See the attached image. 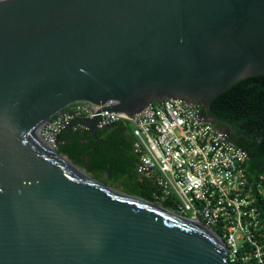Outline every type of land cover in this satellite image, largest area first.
<instances>
[{
	"label": "water",
	"instance_id": "95a60500",
	"mask_svg": "<svg viewBox=\"0 0 264 264\" xmlns=\"http://www.w3.org/2000/svg\"><path fill=\"white\" fill-rule=\"evenodd\" d=\"M256 75L264 0H0V264H230L201 221L97 180L39 128L77 101L131 117L165 98L230 124L212 99Z\"/></svg>",
	"mask_w": 264,
	"mask_h": 264
},
{
	"label": "built area",
	"instance_id": "2783aa9c",
	"mask_svg": "<svg viewBox=\"0 0 264 264\" xmlns=\"http://www.w3.org/2000/svg\"><path fill=\"white\" fill-rule=\"evenodd\" d=\"M100 108L85 101L70 103L41 125L39 135L57 149L63 129H85L83 119L97 113L98 128L128 124L135 172L156 188L153 202L162 206L169 201L166 209L212 230L216 227L221 235L213 231L224 241L230 264L251 259L264 264V220L256 205L264 187L259 181L253 192L244 172L247 151L225 130L206 121L200 104L165 98L146 104L131 117L124 112H96Z\"/></svg>",
	"mask_w": 264,
	"mask_h": 264
},
{
	"label": "trees",
	"instance_id": "16d2710c",
	"mask_svg": "<svg viewBox=\"0 0 264 264\" xmlns=\"http://www.w3.org/2000/svg\"><path fill=\"white\" fill-rule=\"evenodd\" d=\"M203 109V106H202ZM204 111V109H203ZM210 112L228 123L214 121L230 139L248 153L244 172L256 192L264 187V75L250 76L233 83L210 104ZM57 150L97 180L127 193L154 201L156 188L135 172L133 136L128 124L113 123L96 130V137L84 129H63L57 136ZM263 178V179H262ZM256 205L264 220V196L257 194ZM170 208L169 201L162 203ZM213 230L221 235L216 227ZM233 264H257L254 260Z\"/></svg>",
	"mask_w": 264,
	"mask_h": 264
}]
</instances>
